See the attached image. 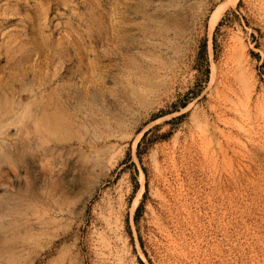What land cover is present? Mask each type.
<instances>
[{"label":"rangeland","instance_id":"1","mask_svg":"<svg viewBox=\"0 0 264 264\" xmlns=\"http://www.w3.org/2000/svg\"><path fill=\"white\" fill-rule=\"evenodd\" d=\"M221 1L0 0V264H264V0Z\"/></svg>","mask_w":264,"mask_h":264},{"label":"bare ground","instance_id":"2","mask_svg":"<svg viewBox=\"0 0 264 264\" xmlns=\"http://www.w3.org/2000/svg\"><path fill=\"white\" fill-rule=\"evenodd\" d=\"M235 0H222L217 6H215V8L211 11V13H210V15H209V18H208V27L211 29L213 26H214V24H215V22H216V20H217V18L219 17V15H220V13H221V11L227 6V4L228 3H233ZM237 46V45H236ZM236 46H235V48H236ZM234 48V47H233ZM240 48V49H239ZM237 50H235L234 49V51H236V53H237V51H239L240 50V53L242 54L243 52L241 51L242 49H241V47H237L236 48ZM239 49V50H238ZM239 52H238V54H240ZM237 54V55H238ZM236 54H235V57L237 56ZM233 56H234V52H233ZM237 57H239V56H237ZM242 57V56H241ZM240 57V58H241ZM239 59V58H238ZM238 59H236L237 61H238ZM234 60V59H233ZM235 60V61H236ZM241 60V59H240ZM239 60V61H240ZM243 60V59H242ZM241 63L242 62H239V64L241 65ZM237 64H238V62H237ZM242 65H243V63H242ZM241 65V66H242ZM235 67H236V64H235ZM235 67H233L234 68V70H235ZM237 67H238V65H237ZM244 68H245V66H243ZM241 68V67H240ZM244 68H241L240 69V71L242 70V69H244ZM236 69H239V68H236ZM243 72H244V70H242ZM238 72H239V70H238ZM237 72V73H238ZM237 73H234V74H236L237 75ZM240 73V72H239ZM245 73V72H244ZM232 74V73H231ZM240 74H242V73H240ZM247 74V73H246ZM245 74V75H246ZM235 76V75H234ZM238 76H239V74H238ZM241 76H243V77H241L240 78V80L242 81L243 79L242 78H244V80H245V77H247V76H244V75H241ZM249 77V76H248ZM247 77V78H248ZM237 78V77H236ZM246 78V79H247ZM237 80H238V78H237ZM240 80H238L239 81V83H240V85H245L246 84V86H249V84L248 83H245V82H247V80L245 81V82H241ZM251 80V79H250ZM237 81V82H238ZM248 82H250L249 80H248ZM242 83H245V84H242ZM250 85H252L253 86V84H250ZM246 86H244V87H246ZM252 87H247L246 89H247V92H248V90H249V92H251L250 91V89H251ZM244 89V88H243ZM245 89V90H246ZM53 122V121H52ZM48 124H50V122L48 123ZM52 124V123H51ZM55 124V123H54Z\"/></svg>","mask_w":264,"mask_h":264},{"label":"trees","instance_id":"3","mask_svg":"<svg viewBox=\"0 0 264 264\" xmlns=\"http://www.w3.org/2000/svg\"><path fill=\"white\" fill-rule=\"evenodd\" d=\"M145 135H146V132L143 133L142 137H144ZM137 209H138V206H137L136 210H137Z\"/></svg>","mask_w":264,"mask_h":264}]
</instances>
